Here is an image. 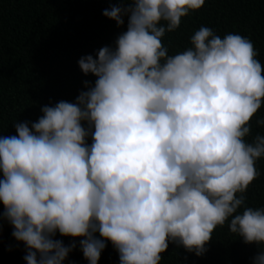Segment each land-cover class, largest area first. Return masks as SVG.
Returning a JSON list of instances; mask_svg holds the SVG:
<instances>
[{
    "label": "clouds",
    "instance_id": "clouds-1",
    "mask_svg": "<svg viewBox=\"0 0 264 264\" xmlns=\"http://www.w3.org/2000/svg\"><path fill=\"white\" fill-rule=\"evenodd\" d=\"M204 3L116 0L102 14L118 27L126 18V30L78 60L94 83L0 135V220L26 264H63L77 245L57 233L79 238L88 264L106 242L119 264H160L169 243L201 256L226 222L264 264V207L244 195L264 157V135L246 139L264 104V66L251 40L206 26L174 55L162 43Z\"/></svg>",
    "mask_w": 264,
    "mask_h": 264
},
{
    "label": "trees",
    "instance_id": "trees-1",
    "mask_svg": "<svg viewBox=\"0 0 264 264\" xmlns=\"http://www.w3.org/2000/svg\"><path fill=\"white\" fill-rule=\"evenodd\" d=\"M115 2L0 0V135H16L14 122H35L43 106L61 100L75 102L80 91L87 90L84 81L94 83L96 78L85 76L78 60L113 45L126 30V18L125 25L118 27L102 14ZM201 26L213 29L221 38L228 33L248 38L264 66V0H205L199 10L182 18L179 28L162 38L168 54L190 47L191 35ZM258 119H264V104L252 118L251 135L246 138L249 142L256 134L264 135V126L256 124ZM87 142L91 143L90 137ZM255 167L260 175L244 195L247 206L258 208L264 207V157L257 160ZM12 231L7 220H0V264H26L25 245L12 236ZM212 235L201 256L169 243L160 264H253L252 258L259 251L257 245L245 244L230 233L227 222ZM55 239L66 246L73 242L77 245L63 264H88L79 248V238L57 233ZM106 243L98 264H119L117 251L111 242Z\"/></svg>",
    "mask_w": 264,
    "mask_h": 264
}]
</instances>
